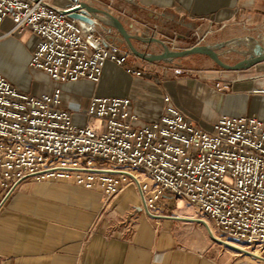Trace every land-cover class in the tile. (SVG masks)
I'll return each mask as SVG.
<instances>
[{"label":"built area","instance_id":"built-area-1","mask_svg":"<svg viewBox=\"0 0 264 264\" xmlns=\"http://www.w3.org/2000/svg\"><path fill=\"white\" fill-rule=\"evenodd\" d=\"M74 7L0 0V28L8 19L4 38L29 35V66L54 81L99 84L109 61L135 77L146 74L130 63V49L70 18ZM211 33L193 29L166 42L172 50L190 49L208 44ZM165 103L157 120L142 123L130 97L94 96L79 126L62 89L30 94L0 71V211L27 179L61 180L107 196L134 183L150 215L184 199L209 218L215 239L264 262V120L224 115L207 131L169 96Z\"/></svg>","mask_w":264,"mask_h":264},{"label":"crops","instance_id":"crops-1","mask_svg":"<svg viewBox=\"0 0 264 264\" xmlns=\"http://www.w3.org/2000/svg\"><path fill=\"white\" fill-rule=\"evenodd\" d=\"M81 1L109 13V19L103 17L106 36L109 32L120 35L114 25L122 26L138 49L152 53L163 51L157 41L184 39L193 29L201 31L209 24L218 27L210 45L245 37L264 43V0ZM51 2L59 9L73 4L72 0ZM11 27L7 19L0 28V50L22 56L27 64L31 55L15 40L24 41V36L2 40ZM25 36L33 49L34 41ZM231 55L239 57L233 65L246 60L235 52L221 59L231 65ZM223 72L222 81L219 76L209 82L181 79L159 87L148 74L138 78L109 61L99 84L87 79L62 83L41 74L48 87L40 94L62 89L74 118L82 115L94 96H125L132 99L141 122L151 123L162 114L169 96L203 130L210 131L224 115L264 120V61ZM3 74L20 84L13 75ZM218 82L226 88L218 89ZM42 83L35 88L42 90ZM123 86L126 91L121 90ZM139 206L140 190L134 183L107 196L99 189L61 180L27 179L0 211V264H264L215 239L210 229L219 234L209 218L184 199L166 203L157 215L143 207L136 210Z\"/></svg>","mask_w":264,"mask_h":264},{"label":"rangeland","instance_id":"rangeland-1","mask_svg":"<svg viewBox=\"0 0 264 264\" xmlns=\"http://www.w3.org/2000/svg\"><path fill=\"white\" fill-rule=\"evenodd\" d=\"M212 26H213L212 24H209L207 27H204L203 30H201V32L212 31V33L209 35V41L210 38L213 37L217 33L216 31L218 30L217 26H213V27ZM107 35L109 36L111 35L112 36L111 39L113 40V42L119 45L121 48L129 49L126 48V44L123 41H120L121 38L119 35H115L113 33L111 34L108 33ZM10 38L12 37H6L3 38L2 40L5 43L11 40ZM172 39L175 38L173 37ZM15 40L20 42L25 47V49L28 52V55L30 56L32 53V47L30 46L29 42L27 43L28 40L27 37L26 36L23 37V40L25 42L20 41L19 39H15ZM176 40L179 41L181 39L179 40L176 39ZM161 49H159L158 51H160ZM1 50H0V71L3 73H9L14 77H16L17 78L16 80L20 84H17L13 81L12 82L15 83L20 90L30 94H40L44 91V89L48 87L47 82L45 78L41 75V73L40 75H37L38 73H36V71L31 69V67L29 66L30 61H27L26 64L22 56L19 55L14 56L11 55L9 52L3 53ZM141 51L150 52L145 49L144 50L141 49ZM238 59H239L238 55H231L229 57L228 62L231 63V65H233ZM130 63L139 64L140 68L145 70L146 74L149 75L150 77L149 80L159 87L164 85V83L174 82L181 79L202 80L205 82H209L215 78L214 76H219V78H221V81L223 80L222 77H220L221 74L224 73L223 69L207 56L201 57L200 55H194L188 58L176 59L169 62L162 61V62L150 63L132 54L130 58ZM39 81L40 82L43 81L42 90H37L35 88L36 85L39 84ZM126 89H127L126 86L125 87L123 86L121 88L122 91H126ZM75 122L79 126L84 125L86 123L85 114L76 117Z\"/></svg>","mask_w":264,"mask_h":264},{"label":"water","instance_id":"water-1","mask_svg":"<svg viewBox=\"0 0 264 264\" xmlns=\"http://www.w3.org/2000/svg\"><path fill=\"white\" fill-rule=\"evenodd\" d=\"M72 1L75 7L68 12L70 18L89 23L95 26L100 33H104L108 30L106 28L107 21L103 18H110L108 12L100 8L93 7L90 4L81 0ZM114 26H116L117 30L119 31V36L121 38L120 41H123L126 44V48H129L136 57L150 63L162 61L169 62L176 59L188 58L194 55H202L209 57L213 62H215L217 65H219L225 70H239L244 68L245 66H252L253 64L264 61V43H261L259 40L253 37L237 38L214 45L208 44L202 46H194L193 48L184 50H172L167 44L157 41V43L162 46L163 51L160 53H150L139 50L133 44L134 37H132L127 32V30H125V28L117 25ZM111 33L112 32H109V34ZM107 37L108 39L112 40L111 35H108ZM233 45H244L247 47V49L241 50ZM226 47H228V49L222 51ZM231 52H235L245 56L246 60L244 62H239L236 65H228L224 63L221 57ZM136 210L141 211L142 207L139 206L136 208Z\"/></svg>","mask_w":264,"mask_h":264},{"label":"bare ground","instance_id":"bare-ground-1","mask_svg":"<svg viewBox=\"0 0 264 264\" xmlns=\"http://www.w3.org/2000/svg\"><path fill=\"white\" fill-rule=\"evenodd\" d=\"M235 246V245H234Z\"/></svg>","mask_w":264,"mask_h":264}]
</instances>
